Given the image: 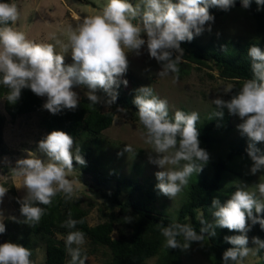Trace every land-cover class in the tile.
Instances as JSON below:
<instances>
[{
	"label": "clouds",
	"instance_id": "9594fccd",
	"mask_svg": "<svg viewBox=\"0 0 264 264\" xmlns=\"http://www.w3.org/2000/svg\"><path fill=\"white\" fill-rule=\"evenodd\" d=\"M236 0H107L99 14L86 16L74 28L61 27L50 34V43H37L28 38L23 30L15 27L21 19V12L11 0H0V86L8 89L4 97L15 104L21 97V90L29 88L40 97H47L43 108L52 114L63 110H76L80 96L75 88L86 86L89 104H113L118 93L115 88L129 68V53L141 54L146 44L151 58L162 65L159 76L179 73L178 64L184 54L182 42H191L205 30L211 32L215 17L210 7L228 11ZM253 0H242L245 9ZM257 10L264 8V0H255ZM211 22V23H210ZM207 25V29H206ZM146 35V39H145ZM71 52L72 64H65V54ZM252 78L245 80L231 99L218 95L212 100L214 117L222 118L227 109L238 115L241 123L238 129L247 136L248 156L252 163L250 173H264V152L257 147L264 143V49L251 45ZM234 86L222 87L223 93L232 92ZM103 90L107 99L97 95ZM134 104L138 108L140 124L146 129L145 143L150 146L149 162L157 165L156 188L172 200L188 185L193 173L202 171L210 155L200 146L197 112L186 113L176 110L169 117V106L165 99L154 94L150 86L136 90ZM39 151L46 159L31 150L25 158L17 160L11 169L13 176L21 179L15 184L26 189V196L19 201L22 223L38 225L45 215L43 206H51L57 196L72 200L79 191V184L69 179L73 173L74 161L80 166L87 162L76 146L74 137L63 131L53 130L38 143ZM132 153L131 145H125L119 155ZM247 185L237 184L226 202L214 198L211 204V222L198 217L199 233L189 224L174 223L161 229L169 249L187 250L193 242L204 243L205 236L215 237L216 229L226 228L238 235L225 236L232 247L223 252V264H242L252 251L248 233L259 224L264 229V180L257 183L256 192L246 190ZM0 186V203L8 192ZM15 219V218H13ZM4 216L0 210V234L6 231ZM131 222V219L128 220ZM68 219L63 227L75 229L83 224ZM179 237H183L181 244ZM257 249H264V240L251 238ZM85 243L82 231H70L66 237V249L71 257L70 264H84L81 246ZM32 252L27 247L7 241L0 243V264H33Z\"/></svg>",
	"mask_w": 264,
	"mask_h": 264
},
{
	"label": "rangeland",
	"instance_id": "374dc122",
	"mask_svg": "<svg viewBox=\"0 0 264 264\" xmlns=\"http://www.w3.org/2000/svg\"><path fill=\"white\" fill-rule=\"evenodd\" d=\"M131 2L135 4L138 0H131ZM14 3L19 5L21 12V19L16 27L23 30L29 39L37 43H50L52 42L49 39L51 33L58 32L61 27L67 25L75 28L86 16L99 14L107 0H14ZM235 5V8L226 14L214 15V23L210 22L211 32L205 30L193 40L220 49H233L250 39L263 40L264 19L258 21L242 7V4ZM192 43V41L182 42L181 47L190 49ZM128 59L129 68L122 77V80L127 79L128 84L125 86L121 82L115 89H122L125 93L135 97L138 88L150 86L154 94L168 102L171 117L174 116L176 110L187 113L195 111L200 116L197 124L216 120L220 123V129L212 136L208 144H200L208 151L210 159L201 172L193 173L188 185L174 200L160 194L155 187L158 183L155 173L162 169L149 162L150 146L145 143L146 129L134 117V112H115L111 125L101 134L92 136L85 131L81 132L75 139V143L80 147L87 164L80 166L74 161L75 169L69 179L79 184V191L72 200H64L68 205L66 208L68 212L71 209L82 211L89 226L112 220L113 227L110 232L112 238H118L123 232L133 231L134 225L132 220L128 222L130 211L127 213L119 211L117 206L103 197V194L118 190V198L125 201L128 192L134 189L133 200L137 201L145 191H153L155 200L151 204V210L157 215L174 221L178 209L188 196L190 183L200 181L204 174L211 173L214 162L224 157L230 146L242 136L237 127L242 122L238 115H232L225 109L222 118L213 116L217 109L212 100L218 95L227 100L230 92L223 93L222 87L229 84L234 85V81L220 76L218 69L211 63L200 69L191 68L184 75L169 73L159 76L162 65L150 57L146 44L142 47L140 55L129 53ZM72 63L69 51L65 54V64ZM75 91L79 93L80 99L87 97L86 86H77ZM97 95L107 99L103 90H98ZM100 106L102 111H109L111 105L101 103ZM8 119L10 120L9 117L0 114V181L9 189L3 202L0 203V210L3 212L5 226L16 229V219H19L21 213L19 201L27 193L26 189H18L15 186L21 182V179L14 177L11 169L15 167L17 160L27 157L29 150L46 159L45 154L39 151L38 143L46 138L49 132L43 122L44 114L41 116V121L35 118V123L25 117L24 120L15 121L12 125L7 122ZM246 142L249 145L248 137ZM126 144L132 146L133 152L119 155ZM257 147L264 152V143H258ZM251 163L245 159H236L231 162L221 188L212 194L205 208L197 210V216L200 217L203 212H206V219L211 222L214 219L211 215L212 200L219 198L222 203L226 202L235 191L237 184H246V190L259 195L256 185L264 180V173L258 172L252 175L250 173ZM149 227H143L141 233L152 239H159L162 243L159 254L148 258L142 264H157L162 260L161 253L165 252V237L158 228ZM67 235L68 233L56 231L51 234V237L65 242ZM248 236L252 251L242 264H264V255H259L251 240L256 236L255 225ZM0 239L2 240L1 237ZM93 248L91 237L85 236V243L81 246V252L82 250L88 252L82 257L84 264H103L109 258L107 249L98 246L94 248V252H89ZM45 250V243H39L36 246L34 253L36 264H46ZM69 258L68 254V264ZM181 261L183 264H211L200 242H194L189 249L182 250Z\"/></svg>",
	"mask_w": 264,
	"mask_h": 264
},
{
	"label": "trees",
	"instance_id": "16d2710c",
	"mask_svg": "<svg viewBox=\"0 0 264 264\" xmlns=\"http://www.w3.org/2000/svg\"><path fill=\"white\" fill-rule=\"evenodd\" d=\"M235 4H242V0H236ZM236 6V5H235ZM232 7L228 11L221 10L218 7H210L209 11L212 15H223L235 8ZM258 6L255 0L251 6L247 8V12L261 21L264 19V8L257 10ZM192 48L184 49V54L178 64V75H184L191 68L205 67L211 63L218 69L219 75L234 81V89L229 93L228 99H231L245 80L252 78L251 58L248 56V49L251 45L260 46L264 49L263 40L250 39L242 45L233 49L213 48L209 44H200L192 40ZM212 76V74H209ZM118 93L117 100L111 104L109 111H102L100 104L91 105L87 97L80 99L78 108L74 111L63 110L58 114H52L49 111L45 114L43 122L50 133L53 130H63L71 134L76 139L82 131L95 136L101 134L104 129L109 127L113 121L115 112H134V117L139 121L138 108L134 104V97L125 93L122 89H115ZM8 89L0 86V98L5 100V109L11 118L22 113L35 111L42 104V99L34 94L31 89L24 88L21 90V97L12 104L4 97L7 95ZM187 113V112H186ZM169 117L171 115L169 114ZM225 120V119H224ZM1 127V124H0ZM199 129L200 144H208L212 136L220 129V123L216 120L197 124ZM247 137L242 135L239 140L230 146L224 157L218 158L214 164L211 173L204 174L200 181L190 183L187 198L183 201L177 212V217L171 221L165 216L157 215L151 210V204L155 200L153 191H145L139 200L134 201L135 191L131 189L125 201L118 198V190L103 194L113 205L118 207L119 211L129 213V219L133 222V231L121 233L118 238H112L110 232L112 230V220L102 222L95 226H89L84 219L85 214L77 209L70 210L66 208V201L62 196H57L51 206H43L45 215L42 217L38 225L30 226L22 223L24 217L21 215L16 219V229L7 227L6 231L0 234L3 242L12 241L21 244L31 250V260L34 261L35 248L39 243L46 245V264H68V252L66 244L62 240H55L51 234L57 232L69 233L70 231H82L85 236L92 239L94 248L101 246L107 249L109 258L103 264H142L148 258L159 254L161 248V240L152 239L141 233L143 227L154 226L160 231L174 223L189 224L198 233L201 228L200 220L197 216V210L205 208L212 194L221 188L225 174L229 171V165L236 159H245L251 161L248 156ZM264 215V213L260 214ZM206 219V212L200 216ZM77 221L83 219V224H77L75 229L63 227L68 219ZM210 222V221H208ZM256 236L264 240V229L259 224L255 225ZM215 237L205 236L204 243L201 244L204 254L210 259L211 264H223V252L232 247L230 243L225 241V236L238 235L240 233L229 231L226 228L216 229ZM181 244L184 243L183 237L178 238ZM0 239V243H3ZM194 243V242H193ZM192 243V244H193ZM89 252H94L95 249ZM259 255H264V249H257ZM182 249H169L165 247L164 254L161 253L162 260L157 264H183L181 261ZM88 252H81V258ZM71 257L69 258L70 264Z\"/></svg>",
	"mask_w": 264,
	"mask_h": 264
},
{
	"label": "crops",
	"instance_id": "0c3cea01",
	"mask_svg": "<svg viewBox=\"0 0 264 264\" xmlns=\"http://www.w3.org/2000/svg\"><path fill=\"white\" fill-rule=\"evenodd\" d=\"M11 2H14V0H11ZM18 7H19V5H18ZM40 98L42 99V104H41V106L38 109H36L35 111L28 112V113H22V114L16 115L14 118H11V116L6 111V109H5V100L3 98H0V106H2V107H0V109H1L0 111H2V113L0 112V114L3 115V116L5 115L6 117H9L10 120L8 119L9 121H7V122H9L12 125H13V123L15 121L17 122L20 119L24 120L25 117L30 119V120H32V122H34V123H35V121H34L35 118H38V120L41 121L42 114H44V116H45V114H47L48 110L43 108V105L46 102L47 97L45 96V97H40ZM0 186H3L2 185V181H0Z\"/></svg>",
	"mask_w": 264,
	"mask_h": 264
}]
</instances>
